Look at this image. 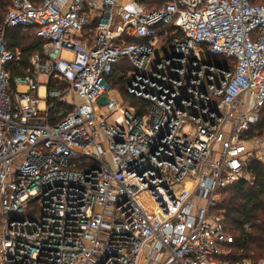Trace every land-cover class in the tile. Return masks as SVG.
Wrapping results in <instances>:
<instances>
[{"label":"built area","instance_id":"built-area-1","mask_svg":"<svg viewBox=\"0 0 264 264\" xmlns=\"http://www.w3.org/2000/svg\"><path fill=\"white\" fill-rule=\"evenodd\" d=\"M13 27L46 41L14 89ZM121 60L142 114L116 95L100 105ZM263 108L258 0H12L0 22L5 264H264L222 259L233 237L219 209L264 163L252 136Z\"/></svg>","mask_w":264,"mask_h":264},{"label":"trees","instance_id":"trees-1","mask_svg":"<svg viewBox=\"0 0 264 264\" xmlns=\"http://www.w3.org/2000/svg\"><path fill=\"white\" fill-rule=\"evenodd\" d=\"M145 1L150 8H153L159 7L166 0ZM258 2L264 3V0H258ZM11 3L12 0H0V22L9 11ZM5 36L9 48L15 54L13 60L9 64L11 86L14 89V79L23 76L27 70L31 68V59L34 54L39 53L43 55L46 41L38 37L36 30L32 27L8 28L5 32ZM128 41L136 42L137 40L130 38ZM17 52H19V54ZM128 69L129 63L126 60H121L114 65L107 81L110 85L123 83L125 85L123 88L125 89L120 91L124 98V104L133 107L137 114H142L147 109L146 103L133 94H130L127 90V84L124 82L125 77L123 71ZM56 82L58 84L61 83L59 80L55 81V83ZM50 87H54L53 82ZM60 87L64 86L61 84ZM57 106L64 112V114L68 113L72 108L71 105H62L60 103H58ZM56 121L57 120H54L53 122ZM252 132V136L263 134L264 108L262 110L260 121L257 125L252 127ZM249 168L253 177L252 182L240 181L222 190V194H226L227 196H223V202L220 204L219 209L225 217V230L233 237L232 244L227 246L225 244L222 246L224 249L229 250V254L222 259L228 260L231 263H234L240 258H250L259 261L264 257V223L253 221L248 212V209L255 200L264 202V163L253 161ZM37 203L38 202L35 201L31 204L29 212L25 215L26 217L35 215L34 211L39 210ZM245 223L250 225V230L245 228Z\"/></svg>","mask_w":264,"mask_h":264},{"label":"rangeland","instance_id":"rangeland-1","mask_svg":"<svg viewBox=\"0 0 264 264\" xmlns=\"http://www.w3.org/2000/svg\"><path fill=\"white\" fill-rule=\"evenodd\" d=\"M260 1H262V0H260ZM124 80H125L124 81L125 84H127V82H128L127 78L124 79ZM41 81H42V84H45L46 83V78H41ZM124 86L125 85L123 83L116 84V85H113V84L110 85L108 94L106 95V97L103 100L100 101V105L104 106V104L107 102L108 96H111V95L120 96L122 98V100H123L124 98L122 97L121 91L123 89H125V88H123ZM43 90H44V88H43ZM261 137H264V132H263V134H261ZM104 146L106 148L108 147V145L106 143L104 144ZM9 181H10V178H9ZM223 196L226 197L227 195L226 194H222V198H223ZM4 198H5V196H3V198H2V200L0 202V233L2 231V227H3V225L5 223V219H6V215L4 213V208H3V203H2ZM248 210H249L248 212L251 215L253 221L258 222V223H264V202L263 201L255 200L251 204V206H250V208ZM4 260H5L4 249L2 248V246H0V264H5ZM253 261L257 262L258 260L256 261V260L253 259Z\"/></svg>","mask_w":264,"mask_h":264},{"label":"crops","instance_id":"crops-1","mask_svg":"<svg viewBox=\"0 0 264 264\" xmlns=\"http://www.w3.org/2000/svg\"><path fill=\"white\" fill-rule=\"evenodd\" d=\"M120 3L125 4L127 6H133V5H140V6H142L143 5V6H146L147 8H150L147 5V3H146L145 0H120ZM96 24H97V19H94L91 29H89V31L86 32V33L94 34V28L96 27ZM40 91H41V95H43L44 94L43 88H41ZM42 105L43 104H41V107H42Z\"/></svg>","mask_w":264,"mask_h":264}]
</instances>
